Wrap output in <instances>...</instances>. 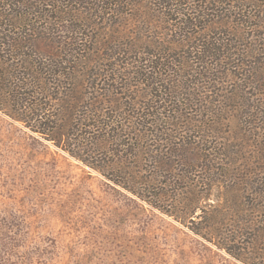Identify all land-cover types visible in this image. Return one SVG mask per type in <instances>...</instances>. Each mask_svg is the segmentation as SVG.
I'll return each mask as SVG.
<instances>
[{
	"label": "rangeland",
	"instance_id": "rangeland-1",
	"mask_svg": "<svg viewBox=\"0 0 264 264\" xmlns=\"http://www.w3.org/2000/svg\"><path fill=\"white\" fill-rule=\"evenodd\" d=\"M43 1L2 0L0 13L6 17L0 19V32L28 38L31 29H38L45 39L34 50L43 57L55 51V43H81L90 79L79 93L107 90L118 98L119 102L110 103L103 111L108 115L115 111L116 118L109 116V120L115 134L121 129L119 134L124 136L81 154L92 166L103 169V175L6 115L1 109L15 112L18 107L3 94L0 264H244L201 235L209 229L198 216L209 206L226 207L232 213L243 204L264 207V199L253 202L250 195L264 191V0L260 6L240 0H187L163 7L156 0H119L112 6L111 0ZM212 1L219 4L212 5ZM199 7L208 10V18H200L196 28L183 29L178 22L183 17L173 11ZM56 11L65 15L57 33L47 20L38 18L39 13L54 15ZM187 33L203 47L207 44L204 37L218 44L229 38L234 55L222 64L211 57L197 66L194 58L187 59L194 46H177L179 35ZM28 46L16 52L5 49L1 61L5 71L13 67L20 77L27 72L24 67L29 66L32 54ZM157 46L173 50L171 67L156 74L161 87H171L182 97V104L189 100L192 105L189 111L181 110L183 116L178 119L177 115L167 118L166 108L159 110L161 121L153 129H144L146 137L139 140L138 132L144 131L132 102L146 104L143 97L150 81L135 74L143 68L139 62L145 57L135 56L134 50L147 52ZM215 64L222 75L216 76L219 79L212 85L209 73ZM90 80H95V85ZM14 83L17 80L7 78L3 92H10ZM231 95L236 98L230 100ZM41 101L49 103L48 98ZM73 101L80 114L82 100L76 97ZM214 123L217 133L211 127ZM198 126L204 128L197 130ZM223 145L239 153L218 156ZM120 159L126 162L114 164ZM211 160L218 170L226 169L218 172L219 179L226 180L221 187L200 171L199 167ZM123 171L139 178L132 191L143 199L125 189L131 184ZM249 175L250 187L238 184L242 176ZM154 176L155 181L149 183ZM231 186L244 196L235 201L234 196L225 194L222 202V190ZM195 206L199 209L192 213ZM254 217L264 222L263 212ZM222 222L214 235L220 243L235 237L234 226L241 220ZM250 233L245 231L243 244L250 240ZM228 248L239 254V245ZM246 254L252 264H264V252L260 257Z\"/></svg>",
	"mask_w": 264,
	"mask_h": 264
},
{
	"label": "trees",
	"instance_id": "trees-1",
	"mask_svg": "<svg viewBox=\"0 0 264 264\" xmlns=\"http://www.w3.org/2000/svg\"><path fill=\"white\" fill-rule=\"evenodd\" d=\"M37 1L40 2L43 0ZM118 1L119 0H111L109 4L111 6L114 4L118 5ZM156 1L159 2V6L163 7L166 6L169 2H185L187 0ZM0 2L2 3V0H0ZM212 2V5L219 4V1ZM240 2L243 4H258V6H260L261 0H240ZM3 4L4 3H2L1 5ZM7 5H12V3H9ZM31 7H33V5H31ZM57 7L59 6H56V8ZM200 8L201 7H199L198 9ZM198 9H187L185 10V12L184 10L179 12L174 10L173 12H176L175 14L181 15L183 17L178 21L180 23V26H182L183 29H189V27L196 28V25L200 18L204 19L208 18L209 16V14L205 12V10L208 11L206 8L203 10ZM209 10H212V8ZM196 12L198 14H195ZM61 14L62 12L59 11H56L54 15L39 13L38 18L40 20L43 19L44 21L47 20L50 26L53 27L52 29H55L57 33L58 26H60L61 23L65 21V15ZM190 15L192 16L190 17ZM3 16L0 13L1 20H3V18L5 19L6 17ZM11 16L12 18L15 17V15ZM19 22H22V19L19 20ZM243 23L246 22L243 21ZM1 24L2 22L0 21V26ZM67 32L72 33L71 28H68ZM54 34L55 33H53V35ZM187 34L188 36H177L181 41L177 42V46L187 49L193 45L195 50L194 52L188 53L189 57L187 59L191 60L194 58L193 60L197 61V66H199L200 64H205L208 58L210 59L211 57L215 59V61H218V63L222 64L224 60L226 61L228 60L227 58L234 55L233 53H231L233 50H235L234 44L229 38L225 39L224 41L222 40L221 44H218V41L214 39L208 41V37H204L202 40L206 39L205 41L207 44L205 47H203L202 45L204 44L199 45V43H195L196 41L198 42L199 39H196V37L192 33ZM204 34L205 33H203V35ZM42 39H45L43 34L40 33L36 28H33V30L31 29V35L28 38H25V36L16 37L15 35L5 36L0 32V109L2 105V97H4V95L9 96V98L5 99L13 102V104L16 105L15 107H18V109H16L14 112L2 107L3 109L1 110L5 111L6 115H8L13 120L22 122L32 133L39 135L46 141L54 143L56 146L62 147L75 159L82 161L86 165L96 169L98 172L105 175L103 169L92 166L91 163L86 161L81 154L84 151L90 152V150H92V147L97 148L99 146H105L109 143L110 140H114L117 137L119 138L124 136L119 134L121 132V129L117 131V134H115V129H113L112 126L113 121L109 120V116H111V119L116 118V114H114L115 111H112L111 113H109V115L106 114L105 111H103L108 109L106 106H109L110 103H117V101L119 102V100L118 98H114L107 90H104L105 92H94L87 95L79 93V90H83V88L86 89L88 87L87 83L90 79V77L87 76L88 72L85 71L87 68L86 66L88 65H86L87 63L84 62L83 56L80 53L81 50L84 51L83 45H81V43H77V45L76 43L74 44L67 42L55 43V51H52L50 54L43 57V55L34 50L38 47V42L42 41ZM25 44L31 46L30 49L32 52L31 61L28 64L29 66L24 67L27 72L20 77L18 74V69L12 67L5 71L6 68L1 62L5 54V49L10 50L11 52H16L15 50H17L18 48L23 49ZM172 52V48L160 46L153 48V50L151 51L147 50V52L145 49L141 51V48H138L137 51L134 50L135 56L139 54V56L141 55L145 57V59H141L139 62L141 64V67H143L141 68L142 70H137L135 74L139 77H143V79H149L150 81V86L147 87V94L143 97L146 104H141L140 102L139 104H137L138 102H134L135 100L132 102V106L138 108V116L142 121L140 123V127L143 131L144 129H153L154 126H157L158 122L161 121V112L159 113V110L161 109L162 111L165 110V108L168 110L169 113L168 116H166L167 118H173L174 115H177V119L181 117V110H191L189 108V104L192 105V102L186 100V103L182 104L180 102L182 97L179 98L180 95L177 92L173 91L171 87L169 88V90L166 88L163 89L160 85L161 81L158 78V75H156L159 74L160 70L164 71L165 69L171 67L170 65H172L173 63L170 54ZM173 62L175 61L173 60ZM174 64V66H176V62ZM16 65L18 66V63ZM181 67H183V65ZM146 68L153 71L148 73ZM179 68L178 73L181 72ZM15 71H17V73ZM209 74L212 85H214V82L219 79L216 76L222 75L217 70V64L213 66V68L211 69V73ZM86 76L87 80L85 79ZM7 78L17 80V83H14L13 87L10 88V92L5 93L3 92L2 84L7 80ZM94 81L95 80H90V82H92L91 84L95 85ZM158 85H160L161 89H158ZM157 91L159 92L158 95L153 94V92ZM236 91H238V89ZM52 97L54 99L53 102H51ZM76 97H78V100L81 99L84 104V109L80 114V111L76 112L74 108L75 103L73 100H75ZM45 98L49 99V103H47V101H41ZM234 98H236V96H230V100ZM160 104L162 105L160 106ZM174 104H179V106H174ZM181 105H183V109ZM193 105L196 106L197 104L194 102ZM141 106L142 108H140ZM170 113L173 114L171 115ZM162 114L165 115V113ZM186 115H189V113ZM120 116L121 114L119 115V117ZM214 125L215 123L213 124V126H211L212 130L217 133L216 127ZM200 128H204V126H198L196 129L198 130ZM146 133L147 132L145 131H139V140L145 138L146 136H144L143 134ZM155 152H157V150ZM238 153L239 151L234 150L233 147L223 145L219 148L218 156H222L224 158V156H226L227 154L229 156H235ZM133 157L136 158V156ZM138 158H136L137 162L139 161ZM100 162L102 161L98 160L97 163ZM125 162V160L123 162V160L120 159L114 164L121 165ZM214 163V160H211L208 165L200 166L199 168L200 171H203V173L206 172L207 175L209 174L211 176L212 184H215L216 182L217 185L215 186L221 187L223 186V184H225L226 180H220L219 177L221 176L220 174H218V172L225 171L226 169L218 170L214 167ZM197 167L198 166H196V168ZM242 169H244V167H242ZM120 172H122V170ZM227 172H229V170H227ZM231 173H233V171ZM224 174L226 173L224 172ZM123 175L126 180L129 179L128 184H131V188L125 187V189L135 194V192L132 191V187L138 184L139 178L132 175H127L124 171L122 176ZM217 175L218 177H216ZM155 177L156 176H154V180L149 181V183H153L155 181ZM223 177L226 178L227 176L223 175ZM251 183V175H249L246 177L242 176L241 181L238 184L250 187ZM222 192L224 194L222 196V202L223 199H225V194L234 196L233 199L235 201H240L243 195V193L238 192V189H236L234 186H231L226 192L225 190H222ZM135 195H137V197H139L140 199H143L139 194ZM250 195L252 198L251 201L253 202L254 200L262 201L264 199V191L261 193L254 192ZM196 209H199L198 206L193 207L192 213H194ZM231 211L232 209L218 206H209L207 211L203 210V214L201 216L199 215L198 218H201L205 222V224L207 225V229L209 230H206L207 234L201 235H203V237L207 241L212 243L214 242L218 248L223 249L235 259L243 262L244 264H252L247 258L246 253L250 254L251 256L253 255L256 257H260L259 255H262V252H264V222L260 223L256 221L254 217L256 213H264V207L256 205L247 206L243 204L241 206V209L240 207H237L234 208L233 213ZM229 218L236 219V221L241 220V222H237V224L234 226V230L236 233L235 237H232L231 239L225 238L223 240V243H220V240H216L214 238V235L219 232V227L223 225L222 221L224 219L226 221ZM245 231H251L252 233L249 234L250 240L247 243L243 244L241 241H243L242 237H244ZM231 244L239 245V248L237 249L239 254L228 248V246L230 247ZM241 252L243 254H241Z\"/></svg>",
	"mask_w": 264,
	"mask_h": 264
}]
</instances>
